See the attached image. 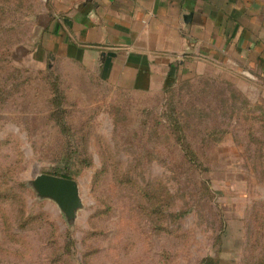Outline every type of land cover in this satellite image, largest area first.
I'll list each match as a JSON object with an SVG mask.
<instances>
[{"label":"rangeland","instance_id":"374dc122","mask_svg":"<svg viewBox=\"0 0 264 264\" xmlns=\"http://www.w3.org/2000/svg\"><path fill=\"white\" fill-rule=\"evenodd\" d=\"M52 11L0 0V264H264V78L124 91L36 57ZM41 174L77 182L72 223Z\"/></svg>","mask_w":264,"mask_h":264},{"label":"crops","instance_id":"0c3cea01","mask_svg":"<svg viewBox=\"0 0 264 264\" xmlns=\"http://www.w3.org/2000/svg\"><path fill=\"white\" fill-rule=\"evenodd\" d=\"M36 57L97 71L134 94L217 70L264 78V0H51Z\"/></svg>","mask_w":264,"mask_h":264},{"label":"water","instance_id":"95a60500","mask_svg":"<svg viewBox=\"0 0 264 264\" xmlns=\"http://www.w3.org/2000/svg\"><path fill=\"white\" fill-rule=\"evenodd\" d=\"M30 186L40 199L55 202L66 220L72 223L77 212L83 208L76 181L49 174H41L30 182Z\"/></svg>","mask_w":264,"mask_h":264},{"label":"trees","instance_id":"16d2710c","mask_svg":"<svg viewBox=\"0 0 264 264\" xmlns=\"http://www.w3.org/2000/svg\"><path fill=\"white\" fill-rule=\"evenodd\" d=\"M170 87H171V86H170ZM170 87H169V88H170ZM169 88H167V89H169ZM62 176H63V177H66V178H70V177H69V174H65V175H62Z\"/></svg>","mask_w":264,"mask_h":264}]
</instances>
